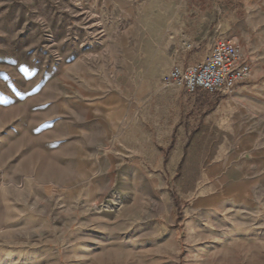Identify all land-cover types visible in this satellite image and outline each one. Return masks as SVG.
Listing matches in <instances>:
<instances>
[{
  "label": "rangeland",
  "instance_id": "1",
  "mask_svg": "<svg viewBox=\"0 0 264 264\" xmlns=\"http://www.w3.org/2000/svg\"><path fill=\"white\" fill-rule=\"evenodd\" d=\"M181 1L0 0V264H264L247 147L223 123L159 137ZM241 3L247 54L264 4Z\"/></svg>",
  "mask_w": 264,
  "mask_h": 264
},
{
  "label": "crops",
  "instance_id": "2",
  "mask_svg": "<svg viewBox=\"0 0 264 264\" xmlns=\"http://www.w3.org/2000/svg\"><path fill=\"white\" fill-rule=\"evenodd\" d=\"M238 1L242 2L248 16L264 4V0H182L172 5V9L179 12L178 19L172 23L177 35L165 38L172 51V66H197L209 56L217 38L227 39V35L233 34L232 28L237 33L238 11L242 10L237 7ZM223 5L227 6L224 16ZM251 23L247 25V34L256 28L264 35V24L260 21ZM250 43L247 54L239 46L242 57L247 58L249 76L244 82L236 84L229 93L209 94L201 90L187 93L174 85L167 88L158 85L155 89L158 121L155 122H162L163 130L168 133L164 132L163 136L159 134L160 138L178 140L204 137L206 131H211V125L213 128L216 125L219 130L223 123L232 131L235 147H247L238 151L234 149L229 155L236 158L246 156L242 164L251 170L254 181L258 178L256 174L264 168V130L260 128L258 119H247L246 114L256 111L264 115V36L254 38ZM215 98L219 99L214 101ZM161 129L155 128L158 133ZM212 198L215 201V195Z\"/></svg>",
  "mask_w": 264,
  "mask_h": 264
},
{
  "label": "built area",
  "instance_id": "3",
  "mask_svg": "<svg viewBox=\"0 0 264 264\" xmlns=\"http://www.w3.org/2000/svg\"><path fill=\"white\" fill-rule=\"evenodd\" d=\"M249 76L240 47L233 39L217 38L209 56L193 68L170 67L161 79L163 88L177 86L187 93L201 90L209 94L229 93Z\"/></svg>",
  "mask_w": 264,
  "mask_h": 264
}]
</instances>
